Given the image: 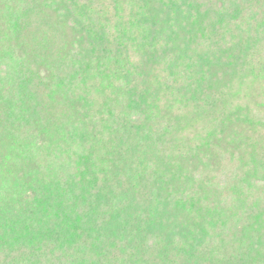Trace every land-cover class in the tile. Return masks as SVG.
I'll return each instance as SVG.
<instances>
[{"label": "trees", "instance_id": "1", "mask_svg": "<svg viewBox=\"0 0 264 264\" xmlns=\"http://www.w3.org/2000/svg\"><path fill=\"white\" fill-rule=\"evenodd\" d=\"M0 264H264V0H0Z\"/></svg>", "mask_w": 264, "mask_h": 264}]
</instances>
